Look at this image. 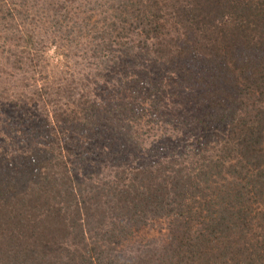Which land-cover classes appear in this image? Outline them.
Listing matches in <instances>:
<instances>
[{"label": "trees", "instance_id": "16d2710c", "mask_svg": "<svg viewBox=\"0 0 264 264\" xmlns=\"http://www.w3.org/2000/svg\"><path fill=\"white\" fill-rule=\"evenodd\" d=\"M0 73V264H264V0H0Z\"/></svg>", "mask_w": 264, "mask_h": 264}, {"label": "rangeland", "instance_id": "374dc122", "mask_svg": "<svg viewBox=\"0 0 264 264\" xmlns=\"http://www.w3.org/2000/svg\"><path fill=\"white\" fill-rule=\"evenodd\" d=\"M54 50L55 49L53 47H50V48H48L46 50V56L49 59L50 64H53V65L61 60L59 55ZM81 67L82 66H80V68ZM92 84H93V88H99L102 85H104L105 83L103 81H99V83H97L96 81H93ZM23 86H24V84H23ZM7 88H8V81H7V79H5L4 74L0 73V97L2 96V92L4 91V89H7ZM24 88H25L26 91H24L22 93V95H25V96L29 97V92L31 91V88L30 87H24ZM24 88L16 86L15 89L16 90H23ZM100 93L101 92L99 91V94ZM9 94H10V92H9ZM102 94H105V93H102ZM0 107H2L1 104H0ZM7 120L8 119L5 120V115L2 112V114H0V126H2L3 130H7L8 128H11V129L15 128V130H17V132L18 131L22 132V130L25 131L28 128L27 124L26 125L17 126V125L11 124ZM154 130H155V128L150 126L146 130V132L142 135V137L140 136V139H138L136 141V142H138V141L143 142L144 146L146 147V149H143V150L136 149V151H135V147H134L135 145H133V144L127 145V146L122 145V147H125V149H131V151H128V152L124 151V152H122V154L126 153V156H128V157L132 156V159L134 157H136V159H148L147 156H146V154H147L146 150L149 147V143L154 142L155 140H158L157 138H161L159 135H154ZM4 137L8 138L6 136H4ZM7 140L9 142V139H7ZM162 140H163V138H162ZM119 155L120 154L117 153V156H119ZM98 168H99V166H96V170ZM138 231H139L138 232L139 234L134 238V241H131V239L129 238L122 247H118L120 253L123 255V257H125V255L128 254V251H127L128 248H130V249H131V247L132 248H137V249H140L141 251L144 248H146V249L148 248L151 251V253L145 254L146 255V263L152 258L156 259L159 256V254L157 253V251L152 252V249L154 248L153 243H158L159 240L161 242H162V240L165 242V238H166L167 234L164 231H158L157 230L155 232V229L154 230H146V228H141ZM143 255L144 254L142 253V256Z\"/></svg>", "mask_w": 264, "mask_h": 264}]
</instances>
